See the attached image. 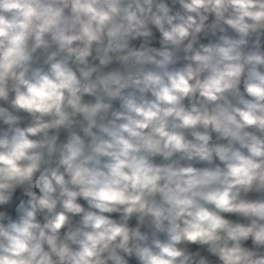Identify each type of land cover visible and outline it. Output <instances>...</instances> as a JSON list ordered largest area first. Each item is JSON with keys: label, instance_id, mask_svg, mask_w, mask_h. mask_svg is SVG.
Wrapping results in <instances>:
<instances>
[{"label": "clouds", "instance_id": "9594fccd", "mask_svg": "<svg viewBox=\"0 0 264 264\" xmlns=\"http://www.w3.org/2000/svg\"><path fill=\"white\" fill-rule=\"evenodd\" d=\"M0 264H264V0H0Z\"/></svg>", "mask_w": 264, "mask_h": 264}]
</instances>
